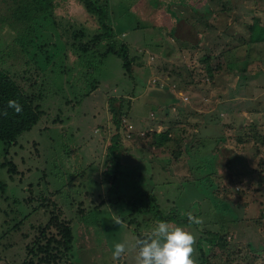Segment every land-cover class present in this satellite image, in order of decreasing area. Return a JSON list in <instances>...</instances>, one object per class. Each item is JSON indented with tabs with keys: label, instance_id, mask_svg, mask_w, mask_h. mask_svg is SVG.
Masks as SVG:
<instances>
[{
	"label": "rangeland",
	"instance_id": "1",
	"mask_svg": "<svg viewBox=\"0 0 264 264\" xmlns=\"http://www.w3.org/2000/svg\"><path fill=\"white\" fill-rule=\"evenodd\" d=\"M25 1L0 0L1 65L43 113L0 140V264H135L136 232L158 220L195 235V263L264 264V39L249 41L264 0H106L131 72L104 56L106 41L74 44L75 30L83 41L99 31L80 0L2 23ZM28 31L24 50L16 39ZM218 231L224 248L199 245ZM116 243L128 250L114 261Z\"/></svg>",
	"mask_w": 264,
	"mask_h": 264
},
{
	"label": "trees",
	"instance_id": "2",
	"mask_svg": "<svg viewBox=\"0 0 264 264\" xmlns=\"http://www.w3.org/2000/svg\"><path fill=\"white\" fill-rule=\"evenodd\" d=\"M30 1L22 2L18 4L16 7H14L10 15L4 16V18L6 19L1 20L2 23L12 24L14 23V21L15 22L21 21V24L25 25L31 22V19L33 18L35 12H37L38 10L40 12L41 10L48 9L49 7H53L55 9V7L58 5L57 0H30ZM80 1L84 5L86 4L85 7L90 12L98 16L99 31H97L89 41L88 40L83 41L82 37L85 35V30L83 29V32H81L82 30L80 31L75 30L74 44L77 45V48L80 49L81 51L87 52L93 46L106 41L108 42V46L104 52V56L109 53L117 54L123 59V65L126 71L131 72L133 69V62L135 61V57L130 56V48L126 42L117 41V37L114 31V25L110 21V12L107 1L106 0H105L106 2H104V0H100V1L80 0ZM250 28H251V34L249 41L255 42L264 39L263 26L255 22L251 25ZM78 39H80V41H77ZM34 41H35L34 38L29 36V31L26 32L24 36H21L20 38L16 39V43H18V45H20L24 50H28L29 46L32 43H34ZM76 41L80 42V44H77ZM4 49L5 48L2 46L0 41V140L7 141V140H14L17 137H19L24 131L33 128V126L37 124L38 121L40 120L43 112L40 105L35 103L34 98L25 91V89L15 78L12 72L8 68L1 65L2 55L4 57ZM9 55H12V53H10ZM131 77L134 76L131 75ZM134 91H135L134 89L133 91H131V95L135 94ZM9 100H17L22 105V111L20 113H16L14 109L8 108L7 105ZM5 110H7V115H4ZM114 114H115L114 119H115V123L117 124V127L122 126L121 117L119 118L116 112ZM118 137H119V133L113 137L115 141L109 146L108 155L113 147L119 146L118 141H116ZM157 138L158 136H156L155 138L156 140L153 142V144L155 145L163 144L166 141V139L163 138V136L161 138V141H158ZM9 163L11 164V168L15 170L16 164L13 162V160H10ZM105 175H106L105 177L106 179L108 180L112 179L115 182L118 176V172H115L114 175L109 173L108 174L105 173ZM133 205L139 208V202H134ZM173 213L174 212H168L166 213L165 217L175 218L176 214ZM54 218H56V220L53 221L52 218L50 221H48V224L49 223L55 224L57 222L63 234V238L65 239V236L67 234H71L70 226L62 223V221L58 220L56 216ZM136 233L140 234L138 235V237L140 238H142V235L144 234L141 232H136ZM226 233L227 231H223V232L218 231L214 239L213 237L204 238V239L200 238L199 245L201 246L202 242L207 241L210 242V248L212 247V245L215 244L220 245V247L224 248L227 244ZM201 250H203L204 252V248H201ZM208 263H209V259L207 261L205 257L204 261H200L198 263L196 262L195 264H208Z\"/></svg>",
	"mask_w": 264,
	"mask_h": 264
},
{
	"label": "clouds",
	"instance_id": "3",
	"mask_svg": "<svg viewBox=\"0 0 264 264\" xmlns=\"http://www.w3.org/2000/svg\"><path fill=\"white\" fill-rule=\"evenodd\" d=\"M8 108L16 113L22 111V105L17 100H9ZM4 115H7L5 110ZM190 224H202L201 218L191 211L187 213ZM113 223L123 227V217L113 216ZM196 237L185 226L158 220L152 229L135 239L133 248L137 249L135 264H195L193 254ZM125 243H116L112 253L113 260H120L127 251Z\"/></svg>",
	"mask_w": 264,
	"mask_h": 264
}]
</instances>
